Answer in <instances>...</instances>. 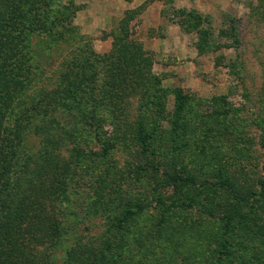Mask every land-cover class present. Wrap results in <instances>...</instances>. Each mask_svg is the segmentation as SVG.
<instances>
[{"label": "rangeland", "instance_id": "1", "mask_svg": "<svg viewBox=\"0 0 264 264\" xmlns=\"http://www.w3.org/2000/svg\"><path fill=\"white\" fill-rule=\"evenodd\" d=\"M72 1L73 24L97 53L110 50V34L130 11L128 30L143 48L146 37L167 33L169 41L166 55L144 48L163 90L159 113L130 102L114 128L105 107L95 115L84 106L56 111L57 132L73 133L66 146L75 149L54 261L77 243L96 264H264V0ZM177 93L185 98L181 112ZM139 118L155 175L139 169ZM38 141L29 143L37 149ZM165 172L189 175L194 185L167 184ZM225 178L256 192L245 222L236 219L229 230L220 219L228 196L217 184ZM160 199L175 205L164 211Z\"/></svg>", "mask_w": 264, "mask_h": 264}, {"label": "trees", "instance_id": "2", "mask_svg": "<svg viewBox=\"0 0 264 264\" xmlns=\"http://www.w3.org/2000/svg\"><path fill=\"white\" fill-rule=\"evenodd\" d=\"M76 11L72 0H0V264L97 262L94 252H79L77 243L65 250L61 263L51 254L61 240L60 199L75 149L66 146L73 133L57 132L58 109L71 113L84 106L95 115L108 108L114 128L128 114L130 102L143 105L142 113L162 110L153 59L128 30L135 11L122 17L104 53L95 52L91 40L79 34L73 24ZM179 95L176 109L181 112L185 98ZM137 120L136 145L144 160L139 169L155 175L149 138L142 119ZM70 123L74 129L75 122ZM112 133L119 141L125 135L117 129ZM32 138L39 140L37 149L29 143ZM77 151L87 157L83 149ZM164 176L172 186L194 185L189 175ZM217 184L228 196L220 219L229 230L234 220L245 222L244 208L256 192L239 190L230 178ZM259 185L264 190V180ZM159 205L168 211L175 204L160 199Z\"/></svg>", "mask_w": 264, "mask_h": 264}, {"label": "crops", "instance_id": "3", "mask_svg": "<svg viewBox=\"0 0 264 264\" xmlns=\"http://www.w3.org/2000/svg\"><path fill=\"white\" fill-rule=\"evenodd\" d=\"M137 0H131V4H134L136 3ZM149 27V26H148ZM143 45H144V48L147 49V50H150V51H153L155 54H165L168 53L167 52V48H168V41H169V38H168V34L166 33L165 34V37L162 38V39H156V38H143L141 39ZM171 45V44H170Z\"/></svg>", "mask_w": 264, "mask_h": 264}]
</instances>
